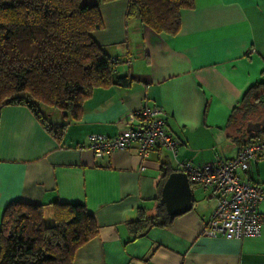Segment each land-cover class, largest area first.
Returning a JSON list of instances; mask_svg holds the SVG:
<instances>
[{"label": "crops", "instance_id": "0c3cea01", "mask_svg": "<svg viewBox=\"0 0 264 264\" xmlns=\"http://www.w3.org/2000/svg\"><path fill=\"white\" fill-rule=\"evenodd\" d=\"M99 11L102 28L92 38L115 61L113 74L130 82L93 89L76 120L48 109L49 122L66 123L58 135L25 106L0 109V223L14 201L41 205L49 222L53 204L81 203L97 234L76 248L72 264H264V224L257 236L239 240L205 235L217 201L189 178V210L169 215L158 204L180 164L225 161L248 139L264 140L253 137L264 126V106L242 109L245 90L264 83V0H193L174 35L155 34L127 16V0L101 3ZM144 104L163 109L175 150L142 156L133 143L94 157L87 137L119 134ZM258 121L257 132L246 131ZM237 176L264 186V158ZM159 210L171 218L168 226L132 234L129 222ZM257 210L264 215V200Z\"/></svg>", "mask_w": 264, "mask_h": 264}, {"label": "trees", "instance_id": "16d2710c", "mask_svg": "<svg viewBox=\"0 0 264 264\" xmlns=\"http://www.w3.org/2000/svg\"><path fill=\"white\" fill-rule=\"evenodd\" d=\"M109 1L0 0V109L25 106L46 131L58 135L66 123L49 122L41 106L76 120L93 89L127 86L130 79L113 74L115 61L91 35L102 28L99 4ZM192 7L193 0H127L126 14L155 34L174 35L181 10ZM262 100L264 83L249 86L243 111L264 106ZM259 135L264 136V126L253 137ZM248 140L242 146L253 142ZM170 221L159 210L140 215L128 227L139 236ZM96 234L94 219L81 203L53 204L49 222L41 205L14 201L1 216L0 264H72L76 248Z\"/></svg>", "mask_w": 264, "mask_h": 264}, {"label": "built area", "instance_id": "2783aa9c", "mask_svg": "<svg viewBox=\"0 0 264 264\" xmlns=\"http://www.w3.org/2000/svg\"><path fill=\"white\" fill-rule=\"evenodd\" d=\"M165 113L158 106L142 105L128 115V126L115 136L90 134L87 149L94 157L109 155L116 150L138 144V151L146 156L152 149L163 148L173 152L177 139L169 133ZM264 158V140L253 141L242 146L228 160L206 162L193 166L189 162L180 164L182 172L195 184L210 192L217 203L203 233L208 236L221 235L226 239H243L257 236L264 224V215L258 206L264 200V186L242 182L237 171H247L250 162Z\"/></svg>", "mask_w": 264, "mask_h": 264}, {"label": "water", "instance_id": "95a60500", "mask_svg": "<svg viewBox=\"0 0 264 264\" xmlns=\"http://www.w3.org/2000/svg\"><path fill=\"white\" fill-rule=\"evenodd\" d=\"M260 126L261 122L259 121L248 122L246 131L257 132ZM172 181H174L175 187L170 185ZM167 184H169L168 187H166ZM167 184L162 189L158 204L164 205L169 215H178L189 210L191 207V192L188 176L184 172L175 173L168 178ZM168 191H171L172 196L169 195Z\"/></svg>", "mask_w": 264, "mask_h": 264}, {"label": "rangeland", "instance_id": "374dc122", "mask_svg": "<svg viewBox=\"0 0 264 264\" xmlns=\"http://www.w3.org/2000/svg\"><path fill=\"white\" fill-rule=\"evenodd\" d=\"M42 108H41V110H42V112L44 113V114H48V111L50 112V111H52V112H54L53 113V115H52V117H54V116H57L58 115V113H59V111L57 110V109H55V108H52V107H49V106H41ZM49 109V110H48ZM48 110V111H47ZM51 117V118H52Z\"/></svg>", "mask_w": 264, "mask_h": 264}]
</instances>
